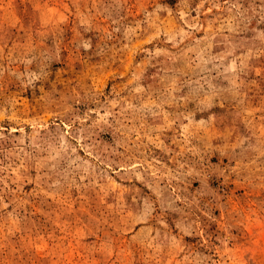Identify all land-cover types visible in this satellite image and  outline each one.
<instances>
[{
    "label": "rangeland",
    "instance_id": "1",
    "mask_svg": "<svg viewBox=\"0 0 264 264\" xmlns=\"http://www.w3.org/2000/svg\"><path fill=\"white\" fill-rule=\"evenodd\" d=\"M0 264H264V0H0Z\"/></svg>",
    "mask_w": 264,
    "mask_h": 264
}]
</instances>
